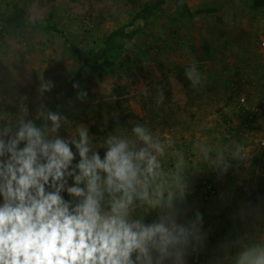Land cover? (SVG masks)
<instances>
[{
    "label": "rangeland",
    "instance_id": "1",
    "mask_svg": "<svg viewBox=\"0 0 264 264\" xmlns=\"http://www.w3.org/2000/svg\"><path fill=\"white\" fill-rule=\"evenodd\" d=\"M150 1L0 0V112L14 119L23 105L34 118L41 104L47 107L64 92L92 40L102 43L117 28L139 30L132 42L114 40L113 50L121 48L114 65L60 112L85 124L96 141L117 127L130 133L131 123L147 122L186 158L197 141L221 148L243 144L247 162L233 161L223 174L204 170L188 177L186 215L202 214L207 238L187 264H215L225 242L250 230L241 208L264 207V7L254 8V0H166L145 20H133ZM10 15L27 27L49 29L13 28L3 22ZM191 62L206 77L196 88L184 76ZM41 79L54 85L43 96ZM157 88L164 94L159 105ZM81 92L84 99H78ZM60 134L67 135L65 128Z\"/></svg>",
    "mask_w": 264,
    "mask_h": 264
},
{
    "label": "clouds",
    "instance_id": "2",
    "mask_svg": "<svg viewBox=\"0 0 264 264\" xmlns=\"http://www.w3.org/2000/svg\"><path fill=\"white\" fill-rule=\"evenodd\" d=\"M184 76L193 88L206 79L195 62ZM53 87L41 79L38 93ZM155 98L163 103L161 89ZM14 117L0 112V264H187L207 238L202 214L186 215L188 177L251 157L241 143L197 141L186 158L147 122L96 141L43 104L34 118L23 105ZM240 217L250 230L225 242L215 264H264V207L241 208Z\"/></svg>",
    "mask_w": 264,
    "mask_h": 264
},
{
    "label": "trees",
    "instance_id": "3",
    "mask_svg": "<svg viewBox=\"0 0 264 264\" xmlns=\"http://www.w3.org/2000/svg\"><path fill=\"white\" fill-rule=\"evenodd\" d=\"M166 0H151L146 3L138 12H136L132 19L133 20H145L154 11L161 8ZM254 8L264 7V0H254L252 3ZM3 22L8 24L13 28H26L20 17L15 15L7 16L3 19ZM28 29L34 28L39 30H47L49 27L33 25L27 27ZM50 30H56L51 27ZM139 30L128 31L125 27L114 29L107 35L106 39L102 42H96L97 40H92L89 43L87 49L85 50L84 58L80 61L75 71L69 76L64 92L52 103H50L47 108L53 111H61L63 108L69 107L73 99L78 92V90L85 85L87 82L96 78L100 74L104 73L107 69L112 67L117 59V55L121 52V48L117 51L114 49V40L117 38L126 39L130 42L134 40ZM113 50V52L111 51ZM112 52L110 55L109 53ZM76 85V87H74ZM37 123H40L37 121Z\"/></svg>",
    "mask_w": 264,
    "mask_h": 264
},
{
    "label": "built area",
    "instance_id": "4",
    "mask_svg": "<svg viewBox=\"0 0 264 264\" xmlns=\"http://www.w3.org/2000/svg\"><path fill=\"white\" fill-rule=\"evenodd\" d=\"M260 46L262 48H264V41H261L260 42ZM238 103H239L238 104L239 107L241 108V110L243 112L248 111V109H247L248 107L246 106V99H245V97L239 95ZM262 123H263V125L261 126V130L259 131V144L264 147V116H263Z\"/></svg>",
    "mask_w": 264,
    "mask_h": 264
}]
</instances>
